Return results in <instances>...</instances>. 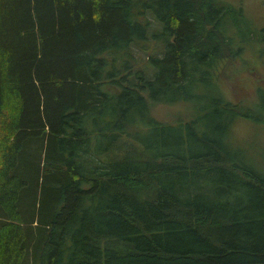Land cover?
Returning <instances> with one entry per match:
<instances>
[{"label":"trees","instance_id":"trees-1","mask_svg":"<svg viewBox=\"0 0 264 264\" xmlns=\"http://www.w3.org/2000/svg\"><path fill=\"white\" fill-rule=\"evenodd\" d=\"M147 11L151 71L131 50ZM226 19L215 0H0V264H264V170L230 143L264 125V90L244 108L212 80Z\"/></svg>","mask_w":264,"mask_h":264},{"label":"rangeland","instance_id":"rangeland-1","mask_svg":"<svg viewBox=\"0 0 264 264\" xmlns=\"http://www.w3.org/2000/svg\"><path fill=\"white\" fill-rule=\"evenodd\" d=\"M139 1L142 3L143 0ZM215 1L228 4L232 10L240 9L243 20L234 24L226 19L225 33L232 41L230 50L234 53L230 55L227 49L224 53L225 63L214 66L215 73L211 70L214 75L212 80L217 83V89L224 99L244 108H252L257 103V90H264V41L259 40V32L264 27V0ZM146 18L150 22L146 30L147 38L136 43L131 50L137 60V68L151 71L148 56L162 55L160 41L152 37L159 32L161 25L149 11L146 12ZM149 108L150 114L159 123L175 125L180 121H188L190 117L189 106L180 103H152ZM230 130V143L236 148L245 147L243 150L249 151L248 155L264 170V160L256 155L257 152L264 153V125L239 118Z\"/></svg>","mask_w":264,"mask_h":264}]
</instances>
